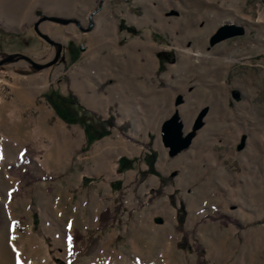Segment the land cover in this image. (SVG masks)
Masks as SVG:
<instances>
[{
	"label": "rangeland",
	"instance_id": "rangeland-1",
	"mask_svg": "<svg viewBox=\"0 0 264 264\" xmlns=\"http://www.w3.org/2000/svg\"><path fill=\"white\" fill-rule=\"evenodd\" d=\"M99 2L0 0V264H264V0Z\"/></svg>",
	"mask_w": 264,
	"mask_h": 264
},
{
	"label": "water",
	"instance_id": "water-1",
	"mask_svg": "<svg viewBox=\"0 0 264 264\" xmlns=\"http://www.w3.org/2000/svg\"><path fill=\"white\" fill-rule=\"evenodd\" d=\"M102 1L103 0H100L97 9L93 13L98 11V9L100 8V6L102 4ZM92 14L89 16V19H91ZM45 19L50 20V21H54V22H58L61 24H68L70 22L76 23L77 25L79 24L76 19H70V18L64 19V18L55 17V16H42L40 18L39 22L42 20H45ZM39 22H36L34 24V30L36 31V33L41 38L46 40L50 45L57 46V50H56L54 57L50 61H47V62H44L41 64H37L28 56H25L23 54H18L19 57L26 59L28 61V63L35 69L46 68V67L54 64L59 59L60 52H61V49L63 46L61 43H59L55 40L49 39L46 36V34L40 32L38 29V23ZM241 33H242V27L240 25H236L233 23L224 24L221 27H219L218 30L210 37V43L214 44V43L221 41V40H224L226 38L240 35ZM192 137H193L192 133H190V132L184 133L183 132V123L180 120L179 115L176 113L172 114L169 118L164 120V122L162 123L161 140H162L164 146H166L169 149L170 154H176L181 149L188 147L192 141Z\"/></svg>",
	"mask_w": 264,
	"mask_h": 264
},
{
	"label": "trees",
	"instance_id": "trees-1",
	"mask_svg": "<svg viewBox=\"0 0 264 264\" xmlns=\"http://www.w3.org/2000/svg\"><path fill=\"white\" fill-rule=\"evenodd\" d=\"M59 103L63 106L64 108V112L67 111L68 114H64L61 113L62 117L67 118V116H71L72 115V107L73 106H79V108L81 109L80 112V119L84 125V133L85 136L88 140H96V139H100L104 136H106L107 134H109L110 129L112 127L115 126V121L112 118H106V119H102L101 117L95 115V113L88 111L87 109H85L84 107H82L80 105V103L72 98H64V97H60L59 98ZM129 159L123 157L121 159V162L123 163L124 166H128L129 164ZM150 171L154 172L153 170V163H150ZM181 215L178 218V223H177V229L180 231H183V222H184V210H183V206H181ZM223 222L226 221V219L228 220L227 217H223ZM234 223H236V221H233ZM198 255L199 257L202 256L201 254V250L198 251ZM201 259V258H200ZM197 262V264H203L202 261Z\"/></svg>",
	"mask_w": 264,
	"mask_h": 264
},
{
	"label": "crops",
	"instance_id": "crops-1",
	"mask_svg": "<svg viewBox=\"0 0 264 264\" xmlns=\"http://www.w3.org/2000/svg\"><path fill=\"white\" fill-rule=\"evenodd\" d=\"M136 106L138 107V105L140 106V104H139V102L137 101L136 103ZM140 108V107H139ZM142 108V107H141ZM136 110H138V108L136 109Z\"/></svg>",
	"mask_w": 264,
	"mask_h": 264
},
{
	"label": "snow or ice",
	"instance_id": "snow-or-ice-1",
	"mask_svg": "<svg viewBox=\"0 0 264 264\" xmlns=\"http://www.w3.org/2000/svg\"><path fill=\"white\" fill-rule=\"evenodd\" d=\"M71 242V237H69V243Z\"/></svg>",
	"mask_w": 264,
	"mask_h": 264
},
{
	"label": "flooded vegetation",
	"instance_id": "flooded-vegetation-1",
	"mask_svg": "<svg viewBox=\"0 0 264 264\" xmlns=\"http://www.w3.org/2000/svg\"><path fill=\"white\" fill-rule=\"evenodd\" d=\"M60 57H61V52H60ZM60 57H59V58H60Z\"/></svg>",
	"mask_w": 264,
	"mask_h": 264
}]
</instances>
